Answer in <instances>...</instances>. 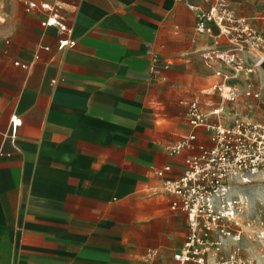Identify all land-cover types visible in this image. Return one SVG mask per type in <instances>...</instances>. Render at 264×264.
Masks as SVG:
<instances>
[{
	"label": "crops",
	"instance_id": "obj_1",
	"mask_svg": "<svg viewBox=\"0 0 264 264\" xmlns=\"http://www.w3.org/2000/svg\"><path fill=\"white\" fill-rule=\"evenodd\" d=\"M19 1L0 23V264H175L187 216L163 186L197 150L166 147L193 132L192 101L224 104L228 123L248 104L193 99L220 97L216 45L187 6L213 0ZM225 1L264 37V0Z\"/></svg>",
	"mask_w": 264,
	"mask_h": 264
},
{
	"label": "built area",
	"instance_id": "obj_2",
	"mask_svg": "<svg viewBox=\"0 0 264 264\" xmlns=\"http://www.w3.org/2000/svg\"><path fill=\"white\" fill-rule=\"evenodd\" d=\"M197 17L196 32L213 39L216 49L208 60L220 65L215 69L219 83L215 90L223 101L260 100L254 75L264 64V37L246 17L240 16L225 0L211 1L203 10L187 3ZM28 12L41 8L54 12L50 5L30 2ZM57 26L52 16L43 23ZM60 31H62L60 29ZM74 43L64 41L60 48ZM159 59H153L151 73L159 76ZM250 104L249 101H247ZM193 132L166 147L172 156L195 151L186 160L180 178L167 181L163 189L174 196L171 208L187 216L188 232L181 249L173 255L175 264H255L245 256L242 238L252 233L249 203L240 195L238 184H248L254 177H264V120L236 116L226 122V106L205 109L192 101L186 114ZM22 119L12 117L11 129L16 134ZM203 129L210 146L195 147V131ZM170 168H166L169 171ZM164 171L159 172L163 176ZM246 221V222H245ZM253 235V234H252ZM251 239V235L248 237Z\"/></svg>",
	"mask_w": 264,
	"mask_h": 264
},
{
	"label": "rangeland",
	"instance_id": "obj_3",
	"mask_svg": "<svg viewBox=\"0 0 264 264\" xmlns=\"http://www.w3.org/2000/svg\"><path fill=\"white\" fill-rule=\"evenodd\" d=\"M10 6L19 7L24 6V4L19 0H0V23H3V19L8 16L7 11ZM255 79L262 91L261 99L246 100L250 104L240 102L235 104L234 109L228 111V113L231 112L228 116L231 119H234L236 115H249L254 120H264V65L257 69ZM193 99H202L206 102L213 101L214 104H219L221 98L217 95L200 93ZM238 189L240 195L249 203V220L252 219L254 222L251 227L252 233L247 232L242 238V247L246 250L245 256L253 259L255 264H264V177H254L246 185L238 184ZM250 235L252 240L248 239Z\"/></svg>",
	"mask_w": 264,
	"mask_h": 264
},
{
	"label": "water",
	"instance_id": "obj_4",
	"mask_svg": "<svg viewBox=\"0 0 264 264\" xmlns=\"http://www.w3.org/2000/svg\"><path fill=\"white\" fill-rule=\"evenodd\" d=\"M263 65H264V64H263ZM263 65H262V66H263Z\"/></svg>",
	"mask_w": 264,
	"mask_h": 264
}]
</instances>
